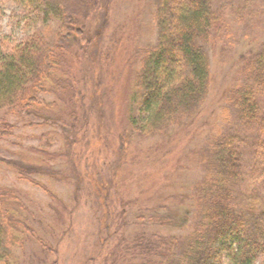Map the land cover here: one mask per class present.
<instances>
[{
  "label": "trees",
  "instance_id": "16d2710c",
  "mask_svg": "<svg viewBox=\"0 0 264 264\" xmlns=\"http://www.w3.org/2000/svg\"><path fill=\"white\" fill-rule=\"evenodd\" d=\"M18 1L28 29L17 41L0 37V111L31 115L44 122L55 118L68 128L72 138L67 139L60 156L66 159L67 171L74 179L75 200L95 191L103 205L108 177L97 181L95 169L100 168L102 152L113 156L114 179H109L108 185L114 183V245L102 255L104 264L110 259L108 264H221L223 257L228 264H264V237L260 242L248 239L231 205L232 184L241 165L237 150L224 136L211 138L200 153L203 175L192 186L188 209L186 197L177 194L157 193L152 199H143L144 192L137 191L138 196L134 193L125 198L121 189L127 168L137 170L143 164L137 161L134 165L128 157L133 135L144 139L164 136L195 117L204 104L212 73L199 43L215 44L214 13L205 11L199 0H159L158 41L137 49L134 67V60L123 55L120 44L103 58L100 45L112 0ZM239 59L246 75L264 76V45ZM123 81L126 92L121 95ZM39 95H51L54 100L43 102ZM121 98L127 106L124 134L119 123ZM255 98V90L244 84L228 91L226 103L237 111L242 126L261 136L264 149V112L260 113ZM12 130L13 125L0 120V140L9 138ZM5 163L18 166L22 179L40 187L56 203V215L60 207L67 210L44 185L24 175L47 177L55 172L49 173L47 167L24 169L16 162ZM81 168L91 170L80 177ZM16 199L11 190L0 187V264L10 263L17 239ZM143 200L156 204L142 207ZM107 208L104 206V211ZM131 218L136 221L133 228L128 225ZM186 228L183 237L161 234Z\"/></svg>",
  "mask_w": 264,
  "mask_h": 264
},
{
  "label": "rangeland",
  "instance_id": "374dc122",
  "mask_svg": "<svg viewBox=\"0 0 264 264\" xmlns=\"http://www.w3.org/2000/svg\"><path fill=\"white\" fill-rule=\"evenodd\" d=\"M158 2L112 0L109 23L100 45L103 58L120 44L123 55L129 56L135 64L139 57L137 49L156 45L160 29L156 13ZM199 3L216 16L215 44L199 43L210 61L209 94L195 117L173 127L164 136L144 139L133 135L128 157L132 164L137 161L143 164L137 170L127 168V180L121 189L125 198L137 191L144 192L143 199L148 196L152 199L157 193L177 194L186 197L188 209L192 186L203 175L200 153L211 138L224 136L237 150L241 165L238 178L232 184L231 205L244 225L245 236L260 242L264 237L262 138L253 129L242 126L237 111L226 103V96L233 87L247 84L255 90L260 113L264 112V76L246 75L239 59L240 55L260 51L264 45V0H199ZM23 18V7L18 0H0V37L12 41L21 39L28 29ZM88 26L87 22L86 28ZM125 82L120 87L121 95L126 92ZM39 99L48 103L54 100L51 95H39ZM120 106L119 123L124 134L127 125L123 120L127 113L124 98L120 99ZM2 119L13 125V130L9 138L0 140V187L11 190L17 197L13 208L20 222L9 264H104L102 255L114 245V183L108 185V180L114 179L113 156L102 152L100 168L95 169L97 181L99 177L104 180L108 177L104 183L108 201L105 203V198L103 205L109 208L104 211L99 201L101 197L95 191L89 197L75 200L74 179L67 171L66 159L60 156L66 150L67 139L72 138L66 126L59 125L55 118L44 122L31 115L12 116L0 111ZM85 157L91 156L86 154ZM7 161L22 164L24 169L39 166L47 167L49 173L55 172L47 177L23 173L44 185L67 210L60 207V214L56 215V203L40 187L22 179L16 170L18 166H8ZM92 162L90 160L89 164ZM90 170L81 168L80 177H85ZM155 204H146L143 200L142 207ZM134 222L131 218L130 228ZM188 230H165L161 234L183 237ZM130 259L134 262L135 258L130 254ZM110 261L112 259L107 264ZM221 264H228L225 257Z\"/></svg>",
  "mask_w": 264,
  "mask_h": 264
}]
</instances>
